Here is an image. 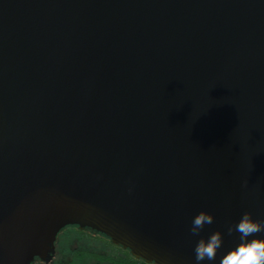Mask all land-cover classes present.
Returning <instances> with one entry per match:
<instances>
[{"label": "water", "instance_id": "obj_1", "mask_svg": "<svg viewBox=\"0 0 264 264\" xmlns=\"http://www.w3.org/2000/svg\"><path fill=\"white\" fill-rule=\"evenodd\" d=\"M201 210L216 264L264 221V0H0V264L69 227L195 264Z\"/></svg>", "mask_w": 264, "mask_h": 264}, {"label": "clouds", "instance_id": "obj_2", "mask_svg": "<svg viewBox=\"0 0 264 264\" xmlns=\"http://www.w3.org/2000/svg\"><path fill=\"white\" fill-rule=\"evenodd\" d=\"M214 222L213 214L205 210L192 217L189 232L198 238L193 249L195 264H216L217 253L223 247V233L215 231L201 236L205 226ZM233 232L239 234V242L221 256V264H264V237L257 235L264 232V221L244 212L234 226H228L227 233Z\"/></svg>", "mask_w": 264, "mask_h": 264}, {"label": "rangeland", "instance_id": "obj_3", "mask_svg": "<svg viewBox=\"0 0 264 264\" xmlns=\"http://www.w3.org/2000/svg\"><path fill=\"white\" fill-rule=\"evenodd\" d=\"M56 244L48 261L33 264H109L129 255L104 236L77 227L63 230Z\"/></svg>", "mask_w": 264, "mask_h": 264}, {"label": "trees", "instance_id": "obj_4", "mask_svg": "<svg viewBox=\"0 0 264 264\" xmlns=\"http://www.w3.org/2000/svg\"><path fill=\"white\" fill-rule=\"evenodd\" d=\"M129 255H128V257L127 256L122 257L118 261H114V262H111L109 264H147L143 260H138V259L134 258L130 253H129Z\"/></svg>", "mask_w": 264, "mask_h": 264}, {"label": "flooded vegetation", "instance_id": "obj_5", "mask_svg": "<svg viewBox=\"0 0 264 264\" xmlns=\"http://www.w3.org/2000/svg\"><path fill=\"white\" fill-rule=\"evenodd\" d=\"M57 241H58V239H57ZM56 243H57V242H56ZM55 248H57V244H55ZM116 248H119V250H122L123 253H125V254H127V253L129 254V253H130L129 251L124 250V249L121 248V247H117V246H116ZM50 256H51V255H49L48 258H47L46 260H44V261H48V259L50 258Z\"/></svg>", "mask_w": 264, "mask_h": 264}]
</instances>
